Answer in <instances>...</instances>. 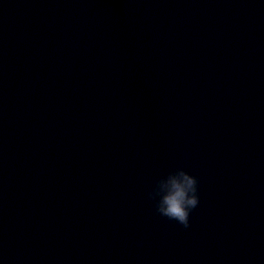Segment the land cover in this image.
<instances>
[{
	"label": "water",
	"instance_id": "1",
	"mask_svg": "<svg viewBox=\"0 0 264 264\" xmlns=\"http://www.w3.org/2000/svg\"><path fill=\"white\" fill-rule=\"evenodd\" d=\"M0 264H264V0H0Z\"/></svg>",
	"mask_w": 264,
	"mask_h": 264
},
{
	"label": "clouds",
	"instance_id": "2",
	"mask_svg": "<svg viewBox=\"0 0 264 264\" xmlns=\"http://www.w3.org/2000/svg\"><path fill=\"white\" fill-rule=\"evenodd\" d=\"M197 185L196 177L177 168L156 181L148 198L154 201L156 213L186 229L191 211L199 204Z\"/></svg>",
	"mask_w": 264,
	"mask_h": 264
}]
</instances>
